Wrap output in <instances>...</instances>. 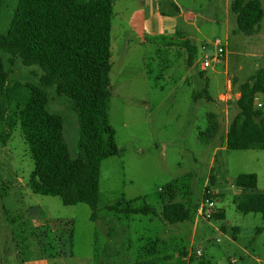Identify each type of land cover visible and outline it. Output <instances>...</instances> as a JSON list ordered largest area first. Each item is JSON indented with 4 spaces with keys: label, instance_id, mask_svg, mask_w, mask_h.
<instances>
[{
    "label": "rangeland",
    "instance_id": "rangeland-1",
    "mask_svg": "<svg viewBox=\"0 0 264 264\" xmlns=\"http://www.w3.org/2000/svg\"><path fill=\"white\" fill-rule=\"evenodd\" d=\"M258 1L263 18L251 36L235 30L230 0L114 1L107 107L121 152L101 162L99 200L104 206L146 204L157 217L114 215L100 207L93 222L85 204L64 206L58 198L33 194V163L16 122L7 140H0V264L141 263L175 249L189 251L194 264H264V218L236 209L240 196L264 193V151L225 149L237 113L235 94L264 70V0ZM16 3L3 0L1 35ZM185 41L196 51L190 68ZM0 56L12 81L38 85L42 72L36 66ZM205 60L208 68L202 67ZM206 85L212 101L194 102L192 94ZM45 91L48 110L63 118V140L75 159L79 130L71 102ZM257 103L264 114V95L256 96ZM211 126L216 135L200 142L199 133ZM242 174L257 177L255 190L235 186ZM169 184L177 188L175 200L190 210L188 220L173 226L159 216ZM206 189L215 193L210 220L194 214ZM149 243H156V254L137 259Z\"/></svg>",
    "mask_w": 264,
    "mask_h": 264
},
{
    "label": "trees",
    "instance_id": "trees-1",
    "mask_svg": "<svg viewBox=\"0 0 264 264\" xmlns=\"http://www.w3.org/2000/svg\"><path fill=\"white\" fill-rule=\"evenodd\" d=\"M114 1L17 0L7 32L0 34L1 52L18 59L25 67L36 66L42 72L38 85L12 81L0 56V140L4 143L14 124L19 123L33 163L28 180L30 191L58 198L64 206L85 204L91 209L93 222L100 207L114 215L157 217L155 209L146 204L134 207L132 201H123L104 206L99 200L101 162L121 152L114 142L107 107ZM2 3L0 0V10ZM229 11L239 33L251 36L258 31L263 18L258 0H230ZM185 48L186 64L190 68L196 51L187 41ZM47 89L71 102L79 130L75 159L70 158L63 140V118L47 108ZM238 94L237 113L228 124L225 149L264 151V114L254 107L256 96L264 95V70L256 71L240 85ZM192 99L211 102L207 85L194 92ZM214 132L212 126L200 132L199 141L206 143ZM256 185L254 174H242L235 180L236 187L247 191L255 190ZM164 193L160 219L171 226L188 220L189 208L175 200L177 188L169 184ZM236 209L264 218V193L240 196ZM155 244L149 243L137 259L156 254ZM175 251L181 252L184 259L187 257L185 249ZM195 261L191 255L186 264Z\"/></svg>",
    "mask_w": 264,
    "mask_h": 264
},
{
    "label": "built area",
    "instance_id": "built-area-1",
    "mask_svg": "<svg viewBox=\"0 0 264 264\" xmlns=\"http://www.w3.org/2000/svg\"><path fill=\"white\" fill-rule=\"evenodd\" d=\"M165 39H168L167 36H165ZM216 47H219V43H215ZM223 55V51L221 49H218V56L221 57ZM219 59V58H218ZM218 59L216 60V63H218ZM210 66V62L205 60L202 64L203 68H208ZM254 106L257 108H260V104H255L254 100ZM215 193L212 192V190L206 189L198 206L195 209V215L198 218H202L204 220H210L213 218V201H214ZM196 255L198 256L199 253L197 252Z\"/></svg>",
    "mask_w": 264,
    "mask_h": 264
},
{
    "label": "crops",
    "instance_id": "crops-1",
    "mask_svg": "<svg viewBox=\"0 0 264 264\" xmlns=\"http://www.w3.org/2000/svg\"><path fill=\"white\" fill-rule=\"evenodd\" d=\"M143 6H144V4H143ZM145 7V6H144ZM173 32H175V28H173ZM238 96H239V94H238V92L235 94V98L237 99L238 98ZM214 120H215V122L217 121V117H215L214 116ZM216 129H217V126H216ZM214 135H216V132H215V134ZM226 135V134H225ZM214 137V136H213ZM205 187H206V185H205ZM175 250H173V252H174ZM173 252L171 253V254H169V255H167V256H165V257H163V258H161V259H158V258H156V259H154V260H143V262H141V263H138V264H151V263H159V264H184V262L186 261V258L184 259L183 258V256H181V252H177L178 253V255H175V254H173ZM186 253H187V255H188V257L189 256H191L190 255V253H189V251H187L186 250ZM193 256V255H192ZM193 258L195 259L196 257H194L193 256ZM196 262V261H195ZM194 262V263H195ZM193 263V264H194ZM198 264H202V263H198ZM206 264V263H205Z\"/></svg>",
    "mask_w": 264,
    "mask_h": 264
}]
</instances>
